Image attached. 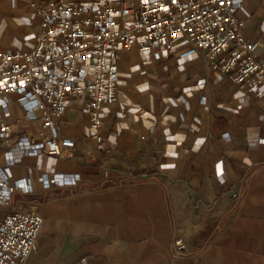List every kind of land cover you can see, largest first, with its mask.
Instances as JSON below:
<instances>
[{
	"label": "crops",
	"instance_id": "0c3cea01",
	"mask_svg": "<svg viewBox=\"0 0 264 264\" xmlns=\"http://www.w3.org/2000/svg\"><path fill=\"white\" fill-rule=\"evenodd\" d=\"M44 1L0 0V49L34 45L32 2ZM78 1L91 0H64ZM239 15L264 61V0H246ZM190 48L122 50L101 148L87 135L84 100L72 96L58 119L76 142L68 155L26 154L10 166V181L27 178L32 192L0 206V219L27 207L44 217L29 264H264V97L243 98V86ZM11 111L9 121L24 116L12 102ZM8 150L0 144V167ZM62 172L81 180L40 181Z\"/></svg>",
	"mask_w": 264,
	"mask_h": 264
},
{
	"label": "built area",
	"instance_id": "2783aa9c",
	"mask_svg": "<svg viewBox=\"0 0 264 264\" xmlns=\"http://www.w3.org/2000/svg\"><path fill=\"white\" fill-rule=\"evenodd\" d=\"M245 1L32 2L38 17L34 45L0 49V144L9 146L7 164L0 167V206H9L17 192H32L29 179L10 181L13 163L26 154L65 157L75 147L58 121L72 96L84 100L87 135L95 150L101 148V110L116 101L122 50L136 46L158 56L159 49L182 40L191 46L187 53H200L204 66L243 86V98L264 97V61L257 57V41L245 36L239 15ZM11 102L24 111L16 121L8 120ZM80 180L79 173L40 176L45 188ZM43 224L36 207L6 211L0 219V264H29ZM175 246L182 248L183 240L176 238Z\"/></svg>",
	"mask_w": 264,
	"mask_h": 264
}]
</instances>
